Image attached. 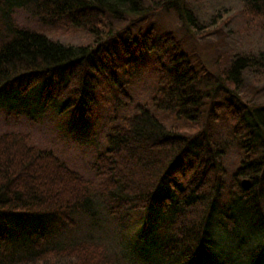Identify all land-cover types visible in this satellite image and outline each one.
Masks as SVG:
<instances>
[{
  "label": "trees",
  "instance_id": "trees-1",
  "mask_svg": "<svg viewBox=\"0 0 264 264\" xmlns=\"http://www.w3.org/2000/svg\"><path fill=\"white\" fill-rule=\"evenodd\" d=\"M237 2L244 28L264 34V0ZM145 5L0 0V93L16 91V105L38 94L41 110L73 111L87 126L97 123L108 96L134 108L130 116L110 119L107 147L91 162L96 183L55 151L35 145L30 134H0V264H130L81 231L84 218L85 226L97 221V201L111 222L136 217L144 237H153L155 246L137 255L139 264H205L215 251L210 222L228 189L249 228L264 236V99L255 102L250 91L243 97L238 89L241 78L254 74L255 95L264 90V49L232 58L229 91L215 97L201 87L208 72L186 52L185 37L154 27L133 33L131 26L149 19L150 11L119 29ZM19 10L55 29V40L48 31L20 27ZM192 12H184L188 22ZM131 64L135 72L151 67L154 93L145 103L133 102L132 83L119 75ZM224 124L240 155L229 185L218 137ZM231 214L219 224L229 233L238 222ZM263 253L264 240L244 258L261 264Z\"/></svg>",
  "mask_w": 264,
  "mask_h": 264
},
{
  "label": "rangeland",
  "instance_id": "rangeland-1",
  "mask_svg": "<svg viewBox=\"0 0 264 264\" xmlns=\"http://www.w3.org/2000/svg\"><path fill=\"white\" fill-rule=\"evenodd\" d=\"M238 7L237 0H146L142 13L129 15L127 24H120L118 27L123 29L130 26L133 20H138L144 13L150 11L149 19L138 22L136 26L137 23L131 26L133 33L139 29L146 30L154 27L160 34L172 31L180 37H185L186 52L194 54L195 57H192L195 60L199 59L200 64L208 72L202 80L201 87L210 90L216 97L229 91L230 80H232L229 73V61L250 50L252 54H255L258 50L264 49V34L260 32V29L255 28L249 31L244 28L237 16ZM186 10H192L194 13V16L191 15L193 16L192 23L188 22V17L184 14ZM177 11L179 14L176 13ZM16 19L20 27L45 30L50 33V35L46 34L49 38L54 39L52 35L56 37L55 29L40 24L23 10L17 11ZM249 33L253 34L247 38L246 35ZM141 61L142 58H139V63ZM134 64L138 62L134 61ZM134 64L123 66L119 75L123 81L132 83L127 89L133 102L135 104L145 103L154 93L155 85L151 67H143L135 72ZM254 79V74L244 79L241 78L238 89L243 97L248 96V91H250V98L258 102L264 99V90L255 95L254 91L260 87ZM16 97L18 98L16 91L0 93V134L5 132L30 134L35 145L55 151L71 167L93 183L99 180L95 177L91 162L95 153H100L107 147L106 135L109 131L110 119L114 115L125 117L134 112L133 106L117 105V96L114 94L108 96L106 106L99 111L97 123L87 126L83 117L75 115L73 111L64 114L53 106L41 110L38 94L35 97L36 100L33 101L31 97H27L28 101L23 105L13 103ZM218 137L226 152L224 157L227 172L225 181L229 185L231 175L240 161L239 149L228 125H221ZM223 199L226 201L217 202L216 214L210 222L211 233L214 234L215 251L205 264H227L228 262L249 264L245 260L246 256L244 258L245 253L264 240V236L258 233L257 227L249 228L247 221L243 218L245 216H242L241 205L231 199L229 189ZM96 212L97 221L94 220V223L85 226L88 219L84 218L80 225L81 231L85 232L88 237L92 236L103 242L115 254L117 257L115 258L120 259V262L126 257L130 264H139L138 261L141 262L140 258L144 257L146 249L150 250L152 246H155L153 237H144L142 222L138 218L133 217L129 222L117 225L105 215L103 205L98 201ZM230 213L238 221L233 233L227 232L219 225L226 224L224 215ZM240 245H243V249L237 252ZM261 259V264H264V253Z\"/></svg>",
  "mask_w": 264,
  "mask_h": 264
}]
</instances>
